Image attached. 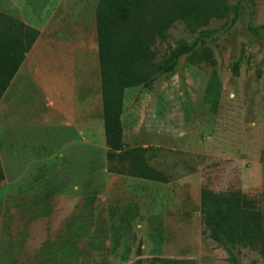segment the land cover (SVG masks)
I'll use <instances>...</instances> for the list:
<instances>
[{
  "label": "rangeland",
  "instance_id": "374dc122",
  "mask_svg": "<svg viewBox=\"0 0 264 264\" xmlns=\"http://www.w3.org/2000/svg\"><path fill=\"white\" fill-rule=\"evenodd\" d=\"M97 1L87 0L86 11ZM252 2L242 0L234 24L222 18L201 28L211 32L204 45L213 65L185 55L151 87L124 90L123 141L151 147L149 163L168 182L106 169L94 30L86 26L77 51L83 59L73 49L61 52L71 63L56 64V55L43 63V132L28 143L0 139V264H151L154 257L231 264L202 222L200 190L257 198L264 225V0ZM198 33L176 21L153 43V62ZM55 36L61 45L82 43L75 32ZM212 69L219 79L214 111L204 99ZM237 255L241 264H264L255 250Z\"/></svg>",
  "mask_w": 264,
  "mask_h": 264
},
{
  "label": "trees",
  "instance_id": "16d2710c",
  "mask_svg": "<svg viewBox=\"0 0 264 264\" xmlns=\"http://www.w3.org/2000/svg\"><path fill=\"white\" fill-rule=\"evenodd\" d=\"M253 2L250 0V5ZM242 0H98L95 6V36L100 74L101 117L107 147L106 169L116 174L168 182L165 172L149 163L151 147L126 146L121 120L125 88H149L160 77L174 72L183 56L193 61L214 64L212 50L204 45L211 32L201 29L214 19L228 18L234 24L242 13ZM181 21L199 33L182 40L168 58L155 64L152 45L157 37ZM264 28V24L261 25ZM37 29L0 13V98L38 36ZM264 38V37H263ZM199 48V49H198ZM233 73H238L234 63ZM219 79L212 69L205 92L214 111ZM262 128L264 131V115ZM0 161V182L4 180ZM201 219L208 236L229 254L231 264H241V248L257 251L264 260V225L258 199L241 190H200ZM69 241L64 242L66 246ZM138 260L137 264H141ZM151 264H191L177 258L154 257Z\"/></svg>",
  "mask_w": 264,
  "mask_h": 264
},
{
  "label": "crops",
  "instance_id": "0c3cea01",
  "mask_svg": "<svg viewBox=\"0 0 264 264\" xmlns=\"http://www.w3.org/2000/svg\"><path fill=\"white\" fill-rule=\"evenodd\" d=\"M86 4L87 0H6L5 4L0 5V13L39 32L0 98V139L4 138L7 144L23 142L22 138L28 143L27 137L30 134L38 136L43 132L46 120V77L43 74V63L50 64L55 57L56 64L71 63L72 56L67 54L68 50L73 49L81 55V59L84 58L83 53L78 52L79 48L84 49L82 39L87 31L86 26H89L90 32L95 31V6L86 11ZM60 31L78 33L81 45H61L55 38V33ZM64 51L67 54L61 53ZM50 78L53 81V74Z\"/></svg>",
  "mask_w": 264,
  "mask_h": 264
}]
</instances>
